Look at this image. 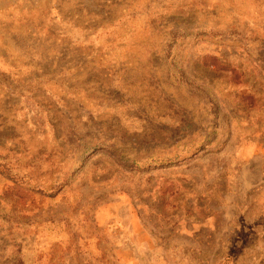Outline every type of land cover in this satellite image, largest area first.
I'll list each match as a JSON object with an SVG mask.
<instances>
[{
	"label": "rangeland",
	"instance_id": "374dc122",
	"mask_svg": "<svg viewBox=\"0 0 264 264\" xmlns=\"http://www.w3.org/2000/svg\"><path fill=\"white\" fill-rule=\"evenodd\" d=\"M0 264H264V0H0Z\"/></svg>",
	"mask_w": 264,
	"mask_h": 264
},
{
	"label": "crops",
	"instance_id": "0c3cea01",
	"mask_svg": "<svg viewBox=\"0 0 264 264\" xmlns=\"http://www.w3.org/2000/svg\"><path fill=\"white\" fill-rule=\"evenodd\" d=\"M122 251H123V249H120L119 251H118V258H119V260H122V261H124V259L122 258Z\"/></svg>",
	"mask_w": 264,
	"mask_h": 264
}]
</instances>
